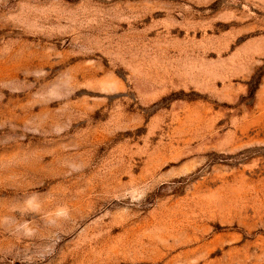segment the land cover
<instances>
[{"label":"rangeland","instance_id":"obj_1","mask_svg":"<svg viewBox=\"0 0 264 264\" xmlns=\"http://www.w3.org/2000/svg\"><path fill=\"white\" fill-rule=\"evenodd\" d=\"M0 264H264V0H0Z\"/></svg>","mask_w":264,"mask_h":264}]
</instances>
